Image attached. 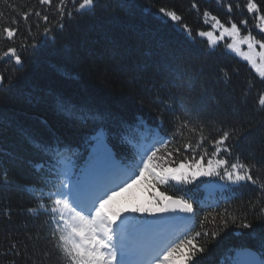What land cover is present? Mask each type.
<instances>
[{"label": "trees", "instance_id": "obj_1", "mask_svg": "<svg viewBox=\"0 0 264 264\" xmlns=\"http://www.w3.org/2000/svg\"><path fill=\"white\" fill-rule=\"evenodd\" d=\"M254 2L261 12L249 13L247 0H96L93 10L72 20L65 18L62 31L54 29L44 36L43 22L35 16L24 21L22 13L40 10L52 20L58 0L51 6L38 0H8L7 4L0 0V12L5 14L0 29L13 17L19 20L14 46L22 59L20 66L12 58L0 60L4 76L0 88V264H61L49 236L54 227L50 217L43 211H28L37 206L30 186L45 196L55 190L54 170L42 145L59 141L70 146L74 152L71 171L80 176L89 168L96 129H105L108 147L118 161H126L138 156L121 142L122 124L143 122L168 141L185 120L188 126L175 140L167 147L157 145L161 147L158 155L166 156L184 143L195 145L201 135L207 137L204 146L211 152L210 141L221 128L234 130L228 158L254 164L257 183L229 186L217 177H199L190 184L158 185L159 191L189 199L195 213L192 219L172 225L167 236L179 242L185 232H201L196 240L205 252L197 254L192 264H240L236 252L243 248L264 259L260 211L264 207V108L256 104L264 92V49L259 44L252 49L241 44L239 52L228 49L232 39L220 38L223 29L213 28L211 19L216 16L226 27L236 23L241 36L250 34L254 42L264 43V22L256 19L264 15V0ZM162 7L176 11L191 36L159 13ZM205 11L208 17L203 16ZM244 20L246 26L241 24ZM200 31H213L217 43L209 44L198 35ZM33 40L40 45L35 50ZM25 44L29 47H21ZM8 46L0 39V52ZM245 55L251 60H245ZM57 96L103 119L89 118L87 123L69 119L57 111ZM173 158L182 157L174 154ZM36 164L43 168L37 171ZM5 173L9 183L2 181ZM132 191L136 198L129 202L126 215L151 220L152 216L131 211L151 194L147 182L141 181ZM242 223L251 228L241 227Z\"/></svg>", "mask_w": 264, "mask_h": 264}, {"label": "snow or ice", "instance_id": "obj_2", "mask_svg": "<svg viewBox=\"0 0 264 264\" xmlns=\"http://www.w3.org/2000/svg\"><path fill=\"white\" fill-rule=\"evenodd\" d=\"M3 2L7 4L8 0ZM38 2L40 5L51 6L53 0ZM95 3L96 0H58L52 20L46 12L40 10L24 11L21 18L27 21L31 16H35L44 24L42 35L48 36L54 29L63 30L65 18L72 20L85 11L93 10ZM69 4L73 5L72 9L67 7ZM192 7L196 8L197 5L193 4ZM246 7L249 13L261 12L254 0H247ZM159 13L170 22L180 24L191 36L190 29L181 24L182 17L176 11L162 7ZM4 15L0 12V19H3ZM203 16L208 17L209 13L205 11ZM211 19L214 22L213 28L223 29L220 38L228 36L232 39V43L227 45L228 49L239 52L241 44H246L249 49L259 44L260 48L264 49V43L259 40L254 42L252 35L241 36V28L236 23L226 27L216 16ZM256 19L264 22V15H258ZM18 24L19 20L13 17L0 29V39L9 42L6 50L0 52V60L12 58L15 65L20 66L21 55L14 46L19 34ZM241 24L246 26L247 21H241ZM39 26L38 23L36 27ZM28 31L31 35V26ZM198 35L206 37L211 45L217 43L213 31H200ZM39 46V43L33 40L31 48L35 50ZM21 47L26 48L29 45ZM244 59L251 60V56L245 55ZM261 76H264V72H261ZM2 87L4 76L0 75V88ZM54 103L57 111L69 119L80 120L82 123H87L89 118L103 119L100 114L89 116L81 112L75 105L59 96L55 98ZM256 104L264 108V92L258 95ZM187 126L188 121L185 120L180 129L175 130L172 137L166 141L158 129L148 127L143 122L134 125L122 124L124 131L121 133V142L127 143L138 156V159L129 158L126 161L116 159L108 147V133L100 127L91 137L94 144L89 168L80 176L71 171L74 152L70 146L62 145L59 141L41 146L43 153L50 158L54 170L55 190H50L45 196L42 190L38 192L35 186H30L28 190L37 199V206L29 208L28 211H43L50 217L54 227L49 236L53 248L61 258V264H192L197 254L205 252V248L196 240L201 236V232H195L194 235L185 232L184 238L179 239V242L167 236L165 226L178 220H190L195 213L193 203L189 199L168 195L159 191L157 186L169 181L190 184L199 177H217L229 186L241 182H251L255 185L257 179L253 177L252 171L256 166L238 158L234 161L228 158L232 155L230 140L235 132L223 128L220 129L218 137L210 141L211 152L204 146L207 137L201 135L195 145L191 142L184 143L167 151L166 156L158 155L161 147H167L168 143L177 138V133ZM174 154L182 158L177 161L173 158ZM34 167L40 171L43 164H36ZM2 181L9 183L6 173ZM141 181H146L152 191L131 211L154 217L151 220L123 215L127 209L119 206L118 198L125 193H131ZM47 183L48 179L45 180V184ZM261 187L264 188V185ZM260 211L264 215V207ZM180 213L189 215L180 216ZM224 223L227 224V221ZM241 227L251 228V224L242 223ZM203 235L207 236L208 233ZM211 235L215 238L217 233L213 232ZM249 264H264V259H253Z\"/></svg>", "mask_w": 264, "mask_h": 264}, {"label": "water", "instance_id": "obj_3", "mask_svg": "<svg viewBox=\"0 0 264 264\" xmlns=\"http://www.w3.org/2000/svg\"><path fill=\"white\" fill-rule=\"evenodd\" d=\"M179 215L180 216H187L189 214L180 213ZM182 221H186V220H178L176 222H182ZM237 257H238L241 264H249V262L252 261L253 259L260 260L259 256L255 252H253L249 249L239 250L237 252Z\"/></svg>", "mask_w": 264, "mask_h": 264}, {"label": "rangeland", "instance_id": "obj_4", "mask_svg": "<svg viewBox=\"0 0 264 264\" xmlns=\"http://www.w3.org/2000/svg\"><path fill=\"white\" fill-rule=\"evenodd\" d=\"M136 198L135 193L132 191L131 193H125L122 197L118 198L119 206L126 208L127 210L123 213V215H126V212L130 211L131 205L129 202H134V199ZM154 219V217H152ZM171 225L165 226V232L168 230H171Z\"/></svg>", "mask_w": 264, "mask_h": 264}]
</instances>
